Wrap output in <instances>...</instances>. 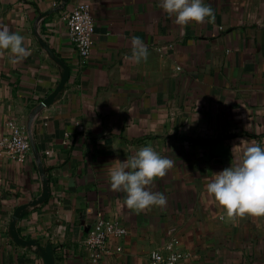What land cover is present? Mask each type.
<instances>
[{
    "label": "crops",
    "instance_id": "crops-1",
    "mask_svg": "<svg viewBox=\"0 0 264 264\" xmlns=\"http://www.w3.org/2000/svg\"><path fill=\"white\" fill-rule=\"evenodd\" d=\"M79 1L95 23L84 60L65 23ZM205 2L213 16L179 25L160 0H0V27L30 52L12 63L0 50V140L9 119L29 140L23 162L0 146V264H150L154 249L176 264H264V215L229 216L206 189L264 144V0ZM145 145L174 165L149 185L167 204L137 211L108 169ZM97 212L126 234L92 262Z\"/></svg>",
    "mask_w": 264,
    "mask_h": 264
},
{
    "label": "clouds",
    "instance_id": "clouds-1",
    "mask_svg": "<svg viewBox=\"0 0 264 264\" xmlns=\"http://www.w3.org/2000/svg\"><path fill=\"white\" fill-rule=\"evenodd\" d=\"M160 7L175 15L176 23L187 25L190 21L203 22L214 15L205 0H160ZM0 50L12 54V63L27 57L30 52L24 46V36L12 32L7 26L0 27ZM148 48L139 38H133V58L147 59ZM198 119V113L194 121ZM114 150L116 148H113ZM108 169L110 186L117 192H124V203L130 209L143 210L153 205L165 206L167 197L151 190L149 185L156 177H163L173 167L174 161L161 155L151 145L140 147L130 158H116ZM207 192L225 208L229 216L245 213L264 215V144L247 145L238 163L229 165L214 176L206 185ZM156 260L160 256L152 253Z\"/></svg>",
    "mask_w": 264,
    "mask_h": 264
},
{
    "label": "built area",
    "instance_id": "built-area-1",
    "mask_svg": "<svg viewBox=\"0 0 264 264\" xmlns=\"http://www.w3.org/2000/svg\"><path fill=\"white\" fill-rule=\"evenodd\" d=\"M67 34L74 45L78 56L84 60L87 58L91 46L95 23L91 15L89 4L79 1L73 5L65 16ZM5 134L0 140V146L5 154L15 160L23 162L29 151V140L22 131L21 126L13 119L5 124ZM126 229L118 222L104 217L100 212L95 215L94 223L84 237V245L91 250L90 259L98 261L105 249V244L110 237L122 238ZM122 249L121 244L115 251ZM156 252L160 259L156 260L152 253ZM180 254L176 251L163 253L154 249L149 254L150 264H176Z\"/></svg>",
    "mask_w": 264,
    "mask_h": 264
}]
</instances>
